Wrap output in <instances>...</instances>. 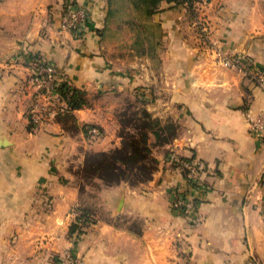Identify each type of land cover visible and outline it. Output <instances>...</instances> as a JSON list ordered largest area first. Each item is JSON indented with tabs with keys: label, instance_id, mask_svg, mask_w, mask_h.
I'll list each match as a JSON object with an SVG mask.
<instances>
[{
	"label": "crops",
	"instance_id": "1",
	"mask_svg": "<svg viewBox=\"0 0 264 264\" xmlns=\"http://www.w3.org/2000/svg\"><path fill=\"white\" fill-rule=\"evenodd\" d=\"M71 1L89 12L80 33L60 27L66 0H0V264H62L67 250L82 264H264V133L249 130L264 117L262 89L214 65L185 5L159 2L157 54L129 73L102 41L112 0ZM205 16L210 39L264 69V0H209ZM38 56L88 105L35 129L28 79ZM133 91L177 135L152 148L150 180L98 187L87 203L95 222L69 237L70 210L86 205L74 169L86 152L120 143L116 105L100 99ZM170 149L204 161L196 183L166 161ZM178 191L193 198L190 212L173 206Z\"/></svg>",
	"mask_w": 264,
	"mask_h": 264
},
{
	"label": "trees",
	"instance_id": "2",
	"mask_svg": "<svg viewBox=\"0 0 264 264\" xmlns=\"http://www.w3.org/2000/svg\"><path fill=\"white\" fill-rule=\"evenodd\" d=\"M123 1L138 18H142L145 21V24L134 22L133 18L130 21L131 25L137 28L135 42L142 44L149 41L152 32L148 33L147 29L150 27L156 29V36L159 38L158 24L152 21V16L156 12L159 2L162 0ZM166 1H174L176 4L185 5L187 10L193 14L190 2L186 3L189 0ZM70 2L71 0H66V3H64L63 13L66 5ZM110 6L108 17H110L114 10ZM140 25L142 29L139 27ZM157 43L159 44V41ZM145 48L143 46V52ZM39 58L42 59L43 57L40 56ZM58 90L61 94L68 96V109L59 113L55 118L62 116L65 120H69L74 110L88 105L86 93L70 85L67 80H60ZM126 97H132L136 102L141 104V107L131 111L129 114L125 110L119 113V118H116L118 122L117 134L120 138L119 145L106 150L88 151L85 153L83 162L75 173L80 179L78 187L82 198H84L83 196L86 193L85 184H89L94 180H98L102 185L106 186L116 185L120 182L138 185L150 180L157 164V160L152 155V148L170 143L177 135V123L170 119L162 120L159 117L153 116L145 107L146 101L140 95V92H129L125 95V100L127 99ZM93 127L98 128L95 125H85L83 129L84 133L88 136L89 130ZM98 129L101 133L100 128ZM174 167L178 166L174 165ZM181 174L184 175V173ZM77 210L79 213L69 225V237H77L84 233L95 222L94 214L87 203L85 206L77 207Z\"/></svg>",
	"mask_w": 264,
	"mask_h": 264
},
{
	"label": "built area",
	"instance_id": "3",
	"mask_svg": "<svg viewBox=\"0 0 264 264\" xmlns=\"http://www.w3.org/2000/svg\"><path fill=\"white\" fill-rule=\"evenodd\" d=\"M189 2L195 16L194 25L197 36L201 38L205 49L209 51L214 65L239 72L242 76L255 82L264 92L263 68L257 66L247 55L228 52L220 42L210 39L208 20L205 16V9L209 0H189L186 3ZM88 18L89 12L87 8L83 4L71 1L66 5L60 19V27L73 33H80L88 22ZM29 62L30 74L28 83L32 89L33 98L28 111V117L32 126L35 129H39L53 120L59 113L68 109V96L61 94L58 90L61 73L52 61L46 58L32 57ZM249 130L256 135L264 133L263 115H256L250 118ZM100 134L99 129L93 127L89 130L88 137L89 139H98ZM166 161L171 165H177L178 167L175 169L184 173V178L193 184L196 183L200 174L206 168L204 161L201 159L194 157L185 158V156L179 154L175 149L169 150L166 155ZM172 204L182 213H188L194 206V200L189 196L188 192L178 191ZM77 214L78 212H76ZM61 262L62 264H82L71 250L63 253Z\"/></svg>",
	"mask_w": 264,
	"mask_h": 264
},
{
	"label": "rangeland",
	"instance_id": "4",
	"mask_svg": "<svg viewBox=\"0 0 264 264\" xmlns=\"http://www.w3.org/2000/svg\"><path fill=\"white\" fill-rule=\"evenodd\" d=\"M111 8L114 9L113 13L110 15L107 28L105 29V33H103L102 35V41L106 45L104 49L105 52L110 53L113 56L126 59L127 61H125V63L122 65L123 70L131 73L136 67H138L136 62L139 61L141 55H148L150 57H153L154 54H157V46L159 44L157 43L158 36H156V29L151 27L147 29L148 33L152 32L149 41L142 44L136 43L135 38L137 28L131 25L130 21H132V18L134 22H137L139 24H145V21L142 18H138V16H136V14L127 6V4H125L124 2L121 3L120 0H112ZM139 27L142 29L141 25ZM197 38L199 41L203 42L199 36H197ZM143 46L146 47L144 52ZM149 51L151 52L149 53ZM153 63L156 64L155 62ZM126 98L127 101L125 100V94H123L119 97L114 96V98L104 97L100 99V102L111 101V103H114L116 106L115 112H113V114L115 115V117L117 116L116 118H119V113L126 110V112L129 114L131 111L137 110L138 107H141V104L139 102H136L132 97ZM145 107L147 108L146 104ZM90 140L94 141L97 139ZM79 167L77 166L74 169V174L77 172ZM79 181V176L74 175V182L78 185ZM101 185V182L98 180H94L89 184H85L86 193L83 196L84 202H90L93 198V195H95V191ZM76 212L79 213L77 207L70 210L71 216L75 217Z\"/></svg>",
	"mask_w": 264,
	"mask_h": 264
}]
</instances>
